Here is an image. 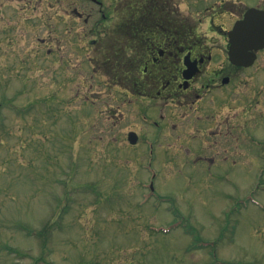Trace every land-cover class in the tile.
Here are the masks:
<instances>
[{
  "label": "rangeland",
  "instance_id": "obj_1",
  "mask_svg": "<svg viewBox=\"0 0 264 264\" xmlns=\"http://www.w3.org/2000/svg\"><path fill=\"white\" fill-rule=\"evenodd\" d=\"M94 1L0 0V264H264V49L194 108L168 105L158 134L163 111L144 112L110 84L101 48L64 46L65 23L49 22L51 3L76 8L74 31L127 42L112 31L129 0ZM249 6L264 0H230L232 23Z\"/></svg>",
  "mask_w": 264,
  "mask_h": 264
},
{
  "label": "flooded vegetation",
  "instance_id": "obj_2",
  "mask_svg": "<svg viewBox=\"0 0 264 264\" xmlns=\"http://www.w3.org/2000/svg\"><path fill=\"white\" fill-rule=\"evenodd\" d=\"M229 1L205 5L204 0H190L185 8L182 0H129V15L119 18L117 28L112 31L119 36L121 29L127 26L129 39L124 44L114 37L111 41L105 40L104 32L97 26L90 28L86 24L74 31V24L83 16L76 8L58 10L51 3L49 22H55L52 28L58 20L65 23L64 35L68 39H63L64 46L77 45V51L86 55L89 48L97 54L96 47L101 48L99 54L106 56L102 59L103 64L113 63V72L110 73H113L114 81L110 84L133 95V100H140L144 112L152 113L150 116L158 110L163 111L160 119L152 124L160 134L168 105L194 108L209 94L232 83V78L242 70L228 57L220 60L215 49L223 51L221 46H228L227 32L233 27L232 11L227 8ZM94 3L103 10L102 1L95 0ZM196 5L199 8L194 15ZM107 16L102 19L106 20ZM85 19L88 21L89 16L86 15ZM208 31L217 33V37L222 36L224 40L214 39ZM57 38V45L61 46L62 40ZM197 156L199 160L215 161L213 156L205 158L199 151Z\"/></svg>",
  "mask_w": 264,
  "mask_h": 264
},
{
  "label": "water",
  "instance_id": "obj_3",
  "mask_svg": "<svg viewBox=\"0 0 264 264\" xmlns=\"http://www.w3.org/2000/svg\"><path fill=\"white\" fill-rule=\"evenodd\" d=\"M228 36L230 60L237 65H251L257 57V50L264 47V9L249 7L228 32ZM135 134H129L132 143L137 141Z\"/></svg>",
  "mask_w": 264,
  "mask_h": 264
}]
</instances>
